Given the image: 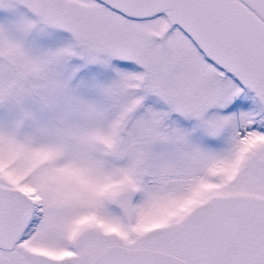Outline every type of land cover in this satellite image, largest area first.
<instances>
[{
    "label": "snow or ice",
    "instance_id": "obj_1",
    "mask_svg": "<svg viewBox=\"0 0 264 264\" xmlns=\"http://www.w3.org/2000/svg\"><path fill=\"white\" fill-rule=\"evenodd\" d=\"M0 264H264V0H0Z\"/></svg>",
    "mask_w": 264,
    "mask_h": 264
}]
</instances>
